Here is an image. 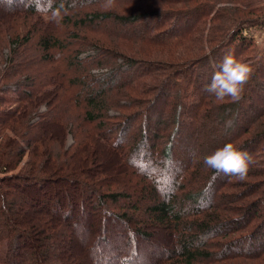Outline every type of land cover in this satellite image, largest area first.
Instances as JSON below:
<instances>
[{
	"label": "rangeland",
	"instance_id": "374dc122",
	"mask_svg": "<svg viewBox=\"0 0 264 264\" xmlns=\"http://www.w3.org/2000/svg\"><path fill=\"white\" fill-rule=\"evenodd\" d=\"M27 1L0 0V15L5 9L13 10L15 5L24 8ZM43 1L39 0L40 3ZM93 1L85 0L84 2L93 3ZM101 1L103 4L105 3V0ZM169 1L114 0V6L108 10L103 7V4L99 6L94 3L92 5L94 11L97 8H102L103 11L117 13L119 16L134 12L132 15L138 17L135 18L136 21L133 19L135 23L125 26L115 22L114 18L103 19L98 22L101 25L99 29L101 32L92 33L90 36L94 40L99 37V40H102L100 44L106 46L100 48L99 43L95 40L98 48H94L95 51L81 50L80 56L86 59L90 56L89 54H96V59L102 63H97L96 67L91 68L92 71L98 74L109 72L107 77L114 80L115 84L119 83V75L127 78L139 76L137 82L134 83L135 87L128 86L125 89L126 87L121 86L117 88H122L120 91L123 92L120 95L127 107H125L126 110H122L118 106L110 110L114 117L112 120L115 126L119 128L114 131V134L123 135L126 142L131 144L130 140L134 138L136 141L137 138V126L135 124L141 123V126L146 127L147 132L150 131L147 137L149 141L147 142L145 138L146 143L161 149L166 146L163 141L171 130L174 111L169 104L164 105L167 96H161L151 109L156 97L152 91L157 88V91L161 89L170 93L168 86L173 82H169L170 80L157 82L159 75L151 79L147 75H142L147 70V66L144 64L146 61H159L166 66L165 70L166 74H169L168 77L172 76L170 73L174 70H189L190 74L187 79V83L190 85L189 89L192 90L191 92L196 91L198 96L208 95L205 86L210 82L213 72L219 65V60L223 59L229 52L242 62L253 66L256 82L252 79V75L245 87L246 90L248 84L251 86L246 96L251 94L253 86L257 90L261 88V91L260 94H254V97L243 96L244 104L242 106L246 109L247 115L240 118L234 117L241 101L238 103H218L214 98L209 97L212 107L209 108L206 117L204 114L197 113L196 108L195 111L193 108L188 115L182 117V126L177 131H184L182 132L184 139L180 145L173 149L172 155H174L176 162H180L175 168L177 170L184 168L189 162L203 164L202 158L210 153V150L208 153L202 151L203 145L214 151L226 143L232 142L253 157L255 163L251 166L247 179L240 182L227 176L226 181L229 186L224 190L226 193L232 194L255 186L254 190L257 188L258 193L249 189L247 195L237 201L236 195L228 198L222 196L224 193L216 194L213 191L209 201L204 203L207 211L215 212L216 210L221 212L223 217L224 215L226 217L220 222L221 231L224 230V232L217 233L218 235L211 239L212 244L206 248L211 254L215 252L220 254H214L210 257L203 256L198 264H264V225L261 226L260 220L252 219V226H248L247 220L250 214H243L242 208L246 202L249 204L253 202L256 203L254 207L256 210H261V212L264 210L262 208L263 203L261 205V202L264 201V141L261 139V135L264 134V0ZM73 4L71 12L74 14L78 10V2ZM191 4L192 7H189ZM17 15L10 20H4L0 30V82L9 68L11 58H16L17 61L26 59V48L21 44V47L17 46L19 35L21 36L25 29L24 18L22 13ZM176 21H178L175 24L177 27H174ZM190 23L196 24V30L188 41L173 46L150 44L153 28H156L154 34L157 38H162L169 34L172 26L173 31H177L185 29L186 25ZM236 29L243 30L244 42H241V38L234 40V35L230 37L231 39L226 36L232 34ZM110 32L118 34L113 35ZM120 34H126V37L120 38ZM73 45L77 49V45ZM5 49L10 51V55L5 56ZM257 50L259 51L258 54ZM112 62L118 68L117 71L111 67ZM129 63L133 66L128 68ZM113 84L110 83V85ZM170 99L172 100L173 97L168 98V100ZM141 100L143 103L147 101L149 103L143 107L130 106L132 102H140ZM249 100H251L252 106L247 104ZM13 106L15 105H0V142L3 140V143H0V170L3 162L7 159L10 160L7 161L11 165L10 179H4L8 174L0 173V187L7 186L9 183L11 189L19 192L17 195L14 193L17 191L7 189L8 193L5 195V199L11 201L13 209H10L11 211L7 218L5 217V221L1 219L3 214L0 212V226L2 228L7 227L9 230L17 229L19 232L16 237L18 243L14 250L11 249L13 253L11 258L22 260V264H42L39 261L44 259V256L49 260L48 255H45L46 250H44L43 242L50 241L51 250L56 253L51 255L50 262L55 259L58 264L60 262L63 264H156L159 262L160 264H167L170 259L166 261L163 258L168 255L167 248L171 243L176 244L180 239L179 231L167 229V227H162L159 224H151L145 229L153 232V236H141L136 239L131 231L134 225L133 220L128 222L109 216V212H113L112 207L108 205L109 211H106L97 202L98 197L94 190H98V188L95 189L94 182H86L94 194L87 193L85 186L73 182L74 177H69L65 170L59 168L54 170L51 167V162L55 165L56 156L54 154L56 152L61 153L60 157H66L69 161L71 157L73 158L71 160L74 161L72 155L75 153V143L70 129L62 131V133L59 126L55 127L54 130H52L53 127L51 128L53 133L46 140L50 141L48 145L42 142L37 148L42 155L40 161L35 165L34 163L31 165L33 156L29 153L28 148H24L20 154L18 151L11 154L6 150L12 147L9 143L13 140L12 136L25 130L26 125L33 120V116L30 118L29 115L32 108L27 109V105L17 107L15 116H5L4 109L14 108ZM138 115L141 117L138 118ZM163 119L167 123H164ZM49 120L52 121L51 118L46 121ZM184 120L185 124L183 123ZM217 127H219L218 131H216ZM48 128H46L43 137L48 133ZM152 133L155 134L154 138L156 139L151 137ZM227 133L229 135L225 136ZM205 134H208L209 137L203 140L202 136ZM95 143L92 142L91 149L88 148L89 152L77 160L87 166L93 165L94 172H98L99 177L114 175L115 166L121 164V158L114 159L102 147H94ZM24 146L26 147V144ZM196 157H199V160ZM160 159L163 157H158L157 154L156 162ZM166 166L171 168L169 163ZM35 169L41 172L33 171ZM154 169L152 168V171ZM53 170L54 172H52ZM50 171L53 178L51 176L46 177L44 184L37 182L38 185L34 186L27 184L33 180L30 176L32 173L48 174ZM117 175L112 178L118 179L117 182L122 183L119 180L121 174L119 173L120 177ZM158 175L156 177L159 181ZM91 177L96 178L95 180L99 178L95 175ZM173 177L175 178L172 175L164 179V187L168 186ZM184 182L189 187L191 179L188 178ZM193 186L194 184H192ZM115 187L116 183H114L113 188ZM107 188L110 189V186ZM183 193L187 192L184 190ZM158 194L161 199L162 193L159 191ZM148 203L145 201V204ZM222 205L230 206L231 209L225 210ZM187 207L190 206L187 205ZM55 209L60 212V214L58 213L59 217L55 214L57 213ZM66 209H68L69 214H65ZM244 216L247 218H245L246 221L235 227L233 222ZM57 218L63 222L60 227ZM139 218L137 217V220ZM233 229L234 231H232ZM9 230L7 231L9 232ZM196 231L199 232L197 229ZM190 232L193 231L190 230ZM202 237L203 235L199 236V238ZM247 238H251L256 245L254 247L253 245H244L242 242ZM10 247L6 246L3 241L0 243V259L4 258L5 254L6 256L9 255ZM17 252L18 254L15 255ZM33 257L38 262L33 260ZM31 258L32 260H30ZM161 259L163 260L161 261Z\"/></svg>",
	"mask_w": 264,
	"mask_h": 264
},
{
	"label": "trees",
	"instance_id": "16d2710c",
	"mask_svg": "<svg viewBox=\"0 0 264 264\" xmlns=\"http://www.w3.org/2000/svg\"><path fill=\"white\" fill-rule=\"evenodd\" d=\"M7 1L11 2V0ZM84 1L44 0L43 3H40L39 0H28L24 8L15 5L13 10L5 9L1 12L0 30L2 29L4 20H10L12 17L18 16V13H22L25 29L22 35H19L17 46L21 47V44L26 48V59L18 61L16 58L10 59L9 68L4 73V77H2L0 82V105H15L13 106L14 108L9 107L4 109L5 116H15L17 107L27 105V109L32 108L29 115L30 118L33 116L34 120H31L26 125L25 130L12 136L13 142L9 141L12 147L6 150L11 154L15 151H18V154H20L24 151V148H28L29 153L33 156L31 165L33 163L35 165L40 161L42 155L37 148L42 142L48 145L50 141L46 140L51 137L50 135L53 133L51 131L57 126L60 127L59 130L61 132L70 129L75 143V153L72 155L74 156V161L71 160L73 159L71 157L70 161L66 157L62 158L60 157L61 153L56 152L54 154L56 156L55 165L51 162V167L54 170L58 168L65 170L69 174V177H74L73 182L85 186L87 193L94 194L95 192L98 197L97 202L106 211L109 209H107L108 205L112 207L113 212H109V216L128 222L133 220L134 225L131 231L136 239L141 236L152 237L153 232L146 231L147 229H145L151 226V224H159L162 227H167V229L179 231L178 235L180 239L176 244L171 243L167 248L168 255L163 258L166 261L170 259L167 264H198L201 262L203 256L210 257L214 254H220L216 252L211 254L206 248H209L208 246L212 244L211 239L216 237L217 233L224 232V230L221 231L222 226L220 222L226 215L223 217V214L216 210L215 212L207 211L204 203L209 201L213 191L216 194L224 193L222 196H227L228 198L236 195L238 201L247 195L249 189L255 193H258L259 190L257 188L254 190L255 186H252L242 192L226 193L224 189L229 186V183L226 181L227 176L225 177L223 173L216 174L214 170L207 168L204 164L194 162H189L184 168L177 170L175 168L178 167L180 162H176L174 155H172L173 149L180 145V142L184 139V133H182L184 131H177L182 126V117L188 115L193 108L194 111L196 108L197 113L204 114L206 117L209 108L212 107L209 100V97L212 96L209 94L198 96L199 94L196 91L191 92L192 90L189 89L190 85L187 83L190 74L189 70H174L170 73L172 76L168 77L169 74H166L165 70L166 66L162 65L159 61H146L144 64L147 66V70L142 75H147L150 79L159 75L157 82H168L169 80V82H173L168 86L170 93L161 89L157 91V88L152 91L153 95L156 94V97L151 109L161 96H167L164 105L167 106L169 104L174 111L171 130L163 141V143H166V146L161 149L147 144L146 141H149V139L147 140L148 132L150 131L147 132L146 127L141 126V123L139 125L135 124L137 126V138L136 141L134 138L131 139V144L126 142V138L123 135H115L114 131L119 128L115 126L112 120L114 117L111 115L110 110L117 108V106L122 110H126L125 107H127L120 95L123 92L120 91L122 88H117L121 86L126 87L125 89L128 86L135 87L134 83L137 82L139 76L127 78L125 76L120 77L121 75L118 74L120 78L119 83L115 84L114 80L108 79L107 75L109 72L98 74L92 71L91 68L96 67L97 63H102L99 59H96V54L92 55L91 53L86 59L81 57L80 54L81 50L95 51L94 48L97 47L95 43L96 39L94 40L90 35L101 32L99 30L101 25L98 22L103 19L110 20L114 18L115 22L125 26L126 24L135 23L133 19L135 20L138 16L132 15L134 12L119 16L117 13L103 11L102 8H97L94 11L92 5L95 3L101 6L103 2L101 0H94L93 3ZM167 1L170 2L169 0ZM76 2H78V10L73 14L71 8H73V3ZM189 7H192V4ZM198 8L201 9L200 7ZM176 23L178 21L174 23V27H177ZM173 26L170 32L168 31L169 34L162 38H157L156 34H154L156 28H153V32H151L153 37L150 38V44L173 46L184 43L192 38L196 30V24L194 25V23L187 24L185 29L177 31H173ZM110 33L113 35L118 34L116 32ZM242 33L243 30L239 31V29H236L232 34L226 36H229L228 39H231L230 37L234 35V40L241 38V42H244L245 38L242 36ZM226 34L229 33L226 32ZM122 37H126V34H120V38ZM96 41L99 43L100 48L106 46L100 44L102 40H99V37ZM73 44L77 45V49ZM252 51L255 50L252 49ZM258 53L259 51L257 50ZM13 56L15 57V54ZM221 60H219V63ZM110 65L116 71L118 70L114 62ZM131 66L133 65L129 63L128 68ZM251 67L253 68V66ZM252 79L256 82L254 74ZM110 83L114 84L110 85ZM255 84L257 85V83ZM250 87V84H248L243 94L244 97L248 94ZM260 89L257 90L253 86L251 94L246 97L250 98L254 97V94H260ZM171 96L173 99L168 100ZM240 101L234 113V117L236 118L247 115L246 109L242 106L244 100ZM144 103L142 100L140 102L134 101L130 106L138 105L143 107L149 101ZM247 104L253 105L251 100ZM42 105L46 108V111L41 113L38 109ZM164 105L163 107L166 109ZM137 117L141 116L138 115ZM49 118L52 119L51 122L50 120L46 121ZM163 121L167 123L165 119ZM175 122L176 124H174ZM32 123L34 124L31 125ZM47 123L49 124V128ZM183 123L185 124V120ZM46 128H48L47 132L49 134L46 133L47 137H43ZM218 130L219 127H217L216 131ZM228 135L227 133L225 136ZM154 136L155 134L152 133L151 137L154 138ZM206 137H209L208 134L202 136L203 140ZM261 139L264 141V134L261 135ZM92 142H96L94 147H102L114 159L117 157L121 158V164L115 166L116 172L114 175L111 173L112 175L109 177H99L100 174L94 172L93 165L90 166L89 164L87 166L77 160L89 152L88 148L92 147ZM0 143H3V140ZM204 143L206 144V142ZM24 144H26V147ZM209 150V154H211L213 149L203 145L202 151L208 153ZM82 151L83 153H81ZM157 154L158 157H163V159L156 162ZM7 160H3V166L0 170V173L8 174L4 178L6 180L10 179L9 171H11V165L8 162L10 160ZM167 163L171 164V168L166 166ZM152 168L155 169L152 171ZM52 172L50 171L48 174L32 173L30 176L33 180L27 182V184L30 186H34L37 183L44 184L46 177L51 176L53 178ZM119 173L121 174L119 180L122 183L117 182L118 179L112 178L117 174V177H120ZM157 174H159L158 177L161 181L157 180ZM92 175L99 178L95 180L96 178L93 179ZM172 175L175 178L173 177L170 182L168 181V186L164 187V179ZM188 178L191 179L189 187L184 182ZM90 181L94 182L95 189L98 188V190H94L93 192L92 189H89L86 182ZM114 183H116L115 188H113ZM192 184H194L193 187ZM109 186L110 189L107 188ZM199 188L201 189L199 190ZM7 189H11L9 183H7V186L0 187V212L3 214L1 219L4 221L13 209L11 201H6L5 199V195L8 193ZM184 190L187 193H183ZM159 191L162 193L161 199L159 198ZM14 193L19 195L18 191ZM145 201L149 203L145 204ZM247 203L243 204L242 207L243 214H250L247 225L252 226V219H258L261 226L264 225V210L262 212L261 210H256L254 208L256 203ZM262 203V208H264V201L261 202V205ZM187 205L190 207H187ZM222 207L225 210L231 209L230 206L225 207V205H222ZM55 210L57 212L55 214L59 217L58 213L60 214V212L57 209ZM65 214H69L68 211ZM137 217L140 218L137 220ZM245 218L244 216L236 219L233 222L235 227L246 221L247 218ZM57 223H59V227L63 224L58 218ZM7 230H9L7 227L2 228L0 226V243L3 241L6 246H11L9 255L6 256L5 254L4 258L0 259V264H22V260L11 258V255H13L11 249L13 248L14 250V247L18 243L16 237L19 232H17V229H10L11 232ZM190 230L193 232H190ZM201 235L203 237L199 238ZM242 243L248 246L253 245V247L256 245L251 238L245 239ZM43 247L46 250L45 255H48L49 260L44 256V259L39 262L42 264H58L55 259H53V262H50L52 254H56L55 251L51 250L50 241L43 242ZM174 256L177 258L175 259ZM33 260L38 262L34 257ZM59 264H63V262ZM156 264H160V262Z\"/></svg>",
	"mask_w": 264,
	"mask_h": 264
},
{
	"label": "clouds",
	"instance_id": "9594fccd",
	"mask_svg": "<svg viewBox=\"0 0 264 264\" xmlns=\"http://www.w3.org/2000/svg\"><path fill=\"white\" fill-rule=\"evenodd\" d=\"M113 6L114 0H105L103 4L106 10ZM4 54L10 55V51L5 49ZM252 75L253 68L229 52L213 72L210 82L205 86V91L218 103H238L243 98L245 87ZM39 111L42 113L46 108L42 105ZM196 159L199 160V157ZM202 160L203 164L214 170L216 174L223 173L240 182L247 179L250 168L255 163L248 152L241 150L232 142L205 155Z\"/></svg>",
	"mask_w": 264,
	"mask_h": 264
}]
</instances>
